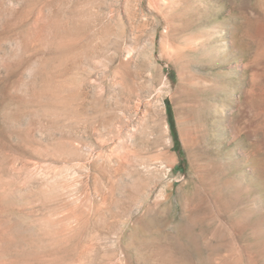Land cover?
I'll use <instances>...</instances> for the list:
<instances>
[{
  "label": "rangeland",
  "instance_id": "obj_1",
  "mask_svg": "<svg viewBox=\"0 0 264 264\" xmlns=\"http://www.w3.org/2000/svg\"><path fill=\"white\" fill-rule=\"evenodd\" d=\"M0 264H264V0H0Z\"/></svg>",
  "mask_w": 264,
  "mask_h": 264
},
{
  "label": "bare ground",
  "instance_id": "obj_2",
  "mask_svg": "<svg viewBox=\"0 0 264 264\" xmlns=\"http://www.w3.org/2000/svg\"><path fill=\"white\" fill-rule=\"evenodd\" d=\"M76 95V94H75ZM62 96V95H61ZM59 97V96H58ZM61 98V97H60ZM77 98V97H76ZM79 98V97H78ZM68 99V98H67ZM66 99V100H67ZM74 99H75V97H74ZM80 99V98H79ZM78 99V100H79ZM70 100V99H69ZM81 101V100H80ZM85 104H87V102L85 103ZM87 106H88V104H87ZM93 110V109H92ZM74 111L76 112V114H79V115H84L87 111H88V109L85 107V106H83L82 105V103L81 102H78L76 105H75V108H74ZM90 111V110H89ZM94 111H96L95 109H94ZM107 122V119H104L103 120V123H105V124H107L106 123ZM102 132V131H101ZM81 139H83V137H82V135L77 131V133H76V137L74 138V140L76 141H81ZM79 148L80 147H78V149L77 150H79ZM76 150V149H75ZM82 150V149H81ZM78 152H81V151H78ZM74 153H76V151L74 152ZM77 154V153H76ZM79 154V153H78ZM81 154H82V152H81ZM80 154V155H81ZM75 155V154H74ZM79 155V156H80ZM82 156V155H81Z\"/></svg>",
  "mask_w": 264,
  "mask_h": 264
}]
</instances>
